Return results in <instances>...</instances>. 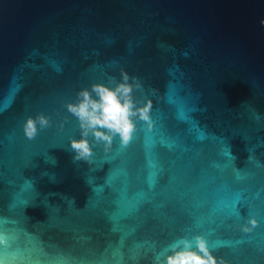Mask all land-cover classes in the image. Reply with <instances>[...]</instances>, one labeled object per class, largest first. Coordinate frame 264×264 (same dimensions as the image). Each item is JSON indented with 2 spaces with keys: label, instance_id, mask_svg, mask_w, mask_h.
Returning a JSON list of instances; mask_svg holds the SVG:
<instances>
[{
  "label": "water",
  "instance_id": "obj_1",
  "mask_svg": "<svg viewBox=\"0 0 264 264\" xmlns=\"http://www.w3.org/2000/svg\"><path fill=\"white\" fill-rule=\"evenodd\" d=\"M262 20L264 0H0V264H154L195 235L264 264ZM122 72L151 126L74 161L67 103Z\"/></svg>",
  "mask_w": 264,
  "mask_h": 264
},
{
  "label": "clouds",
  "instance_id": "obj_2",
  "mask_svg": "<svg viewBox=\"0 0 264 264\" xmlns=\"http://www.w3.org/2000/svg\"><path fill=\"white\" fill-rule=\"evenodd\" d=\"M261 24H264V20ZM131 79L134 83H129V76L122 72L120 82L112 77L108 84L93 83L91 89L84 88L77 93L76 102L67 103V110L78 119L81 129V138L70 141L71 150L75 153L74 161H87L93 155V144L89 136L94 137L96 144L103 143L105 151H108L117 136L122 147L131 142L136 131V119L149 122L151 126V103H142L134 98V89H139L141 84L137 78ZM138 103L141 106L138 107ZM49 126V118L38 114L25 121L23 130L27 138L33 139L39 130ZM248 223L255 227L257 221L251 219ZM243 230L250 231L251 228L245 225ZM154 264H225V261L213 255L203 235H195L174 240L162 253L156 255Z\"/></svg>",
  "mask_w": 264,
  "mask_h": 264
}]
</instances>
